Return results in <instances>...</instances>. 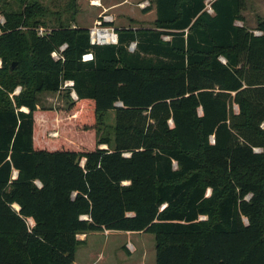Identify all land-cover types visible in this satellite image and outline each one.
<instances>
[{
  "label": "trees",
  "instance_id": "trees-1",
  "mask_svg": "<svg viewBox=\"0 0 264 264\" xmlns=\"http://www.w3.org/2000/svg\"><path fill=\"white\" fill-rule=\"evenodd\" d=\"M9 1L0 264H74L78 234L100 229L154 233L156 264H264V18L246 25L249 0H155L154 27L109 44L61 19L40 35L49 8ZM66 81L67 106L37 105Z\"/></svg>",
  "mask_w": 264,
  "mask_h": 264
},
{
  "label": "rangeland",
  "instance_id": "rangeland-1",
  "mask_svg": "<svg viewBox=\"0 0 264 264\" xmlns=\"http://www.w3.org/2000/svg\"><path fill=\"white\" fill-rule=\"evenodd\" d=\"M41 4L49 8L48 26L44 29L59 25V19L64 24H72L73 27H87L94 25L101 15L109 14L112 17L111 25L117 28H140L144 26L154 27L156 11L155 0H39ZM14 8L19 5L13 0L9 1ZM145 5L143 6L142 4ZM11 4V5H12ZM210 9L209 0L207 1ZM6 6L0 2V22L5 20ZM246 25L257 32L259 18H264V0H249L243 10ZM2 23V22H1ZM242 24V21L238 22ZM135 46H130L134 50ZM1 64H2V59ZM71 86L65 84L58 91H42L37 96L39 107L63 108L68 105L71 98H76V93ZM19 92L23 89L18 86ZM16 88V89H17ZM15 89V90H16ZM19 92L12 93L18 94ZM26 109V107H23ZM238 111V105L234 104ZM105 123L115 124V111L110 110L105 114ZM264 127V121L262 122ZM78 142L85 144L87 149L93 145L90 133L83 138L76 136ZM102 147L107 145L102 144ZM261 151L262 148H256ZM84 242L78 245L75 253L74 264H156V240L154 233L146 231H127L117 229H100L78 235Z\"/></svg>",
  "mask_w": 264,
  "mask_h": 264
},
{
  "label": "built area",
  "instance_id": "built-area-1",
  "mask_svg": "<svg viewBox=\"0 0 264 264\" xmlns=\"http://www.w3.org/2000/svg\"><path fill=\"white\" fill-rule=\"evenodd\" d=\"M143 6L145 5L142 4ZM212 11L211 7L209 9ZM5 20H2L1 22L4 23ZM112 17L109 14L101 15V17L97 18L94 25L89 28L90 33V40L92 44H109V43H117L118 42V33L117 29L111 25ZM37 31L40 35L46 34L49 30L46 28L44 29L43 26H39L37 28ZM256 34H261V31L255 32ZM66 44H63L60 47L59 51H54L52 54L53 56L58 59L61 57L60 52L63 51L66 48ZM131 46H135V43H132ZM92 53H87L83 56V59H91ZM0 66H1V60H0ZM67 84L69 86L73 85V81H66L64 85ZM19 92V88L15 90V93Z\"/></svg>",
  "mask_w": 264,
  "mask_h": 264
},
{
  "label": "water",
  "instance_id": "water-1",
  "mask_svg": "<svg viewBox=\"0 0 264 264\" xmlns=\"http://www.w3.org/2000/svg\"><path fill=\"white\" fill-rule=\"evenodd\" d=\"M135 45H136V44H135ZM14 65H15V64H13V66H14ZM13 66H12V67H13ZM16 174H17V172H16ZM17 209H19V206L17 207Z\"/></svg>",
  "mask_w": 264,
  "mask_h": 264
},
{
  "label": "crops",
  "instance_id": "crops-1",
  "mask_svg": "<svg viewBox=\"0 0 264 264\" xmlns=\"http://www.w3.org/2000/svg\"><path fill=\"white\" fill-rule=\"evenodd\" d=\"M156 11V10H155ZM144 27H149V26H144ZM79 235V234H78ZM79 238V237H78ZM80 239V238H79ZM81 240H83V239H81Z\"/></svg>",
  "mask_w": 264,
  "mask_h": 264
},
{
  "label": "bare ground",
  "instance_id": "bare-ground-1",
  "mask_svg": "<svg viewBox=\"0 0 264 264\" xmlns=\"http://www.w3.org/2000/svg\"><path fill=\"white\" fill-rule=\"evenodd\" d=\"M17 207H18V205H17Z\"/></svg>",
  "mask_w": 264,
  "mask_h": 264
}]
</instances>
